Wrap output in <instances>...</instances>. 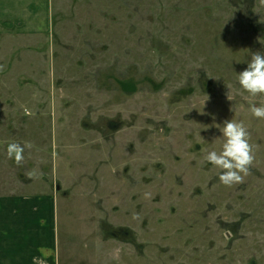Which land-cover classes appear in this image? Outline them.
Wrapping results in <instances>:
<instances>
[{
    "label": "rangeland",
    "instance_id": "rangeland-1",
    "mask_svg": "<svg viewBox=\"0 0 264 264\" xmlns=\"http://www.w3.org/2000/svg\"><path fill=\"white\" fill-rule=\"evenodd\" d=\"M50 13L45 32L0 35V192L53 191L56 264H264V119L249 108L264 95L238 84L264 52V0ZM225 119L254 151L232 186L205 160Z\"/></svg>",
    "mask_w": 264,
    "mask_h": 264
},
{
    "label": "crops",
    "instance_id": "crops-1",
    "mask_svg": "<svg viewBox=\"0 0 264 264\" xmlns=\"http://www.w3.org/2000/svg\"><path fill=\"white\" fill-rule=\"evenodd\" d=\"M50 15V0H0V35L45 32ZM54 199L48 190L0 192V264H56Z\"/></svg>",
    "mask_w": 264,
    "mask_h": 264
},
{
    "label": "clouds",
    "instance_id": "clouds-1",
    "mask_svg": "<svg viewBox=\"0 0 264 264\" xmlns=\"http://www.w3.org/2000/svg\"><path fill=\"white\" fill-rule=\"evenodd\" d=\"M2 68V66H0ZM238 84L252 96L264 95V52L251 53L247 67L238 72ZM252 115L264 119V103L249 105ZM223 144L220 151L207 152L205 160L220 170L219 182L232 186L243 182L254 160L253 145L249 142L250 133L243 121L225 119L222 123ZM24 146L18 142L7 145V154L15 163L23 160ZM114 259H119L118 250ZM42 264V262H41Z\"/></svg>",
    "mask_w": 264,
    "mask_h": 264
}]
</instances>
